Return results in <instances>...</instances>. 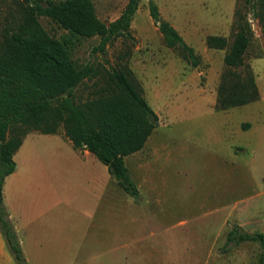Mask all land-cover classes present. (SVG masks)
I'll return each mask as SVG.
<instances>
[{
	"label": "rangeland",
	"instance_id": "374dc122",
	"mask_svg": "<svg viewBox=\"0 0 264 264\" xmlns=\"http://www.w3.org/2000/svg\"><path fill=\"white\" fill-rule=\"evenodd\" d=\"M92 1L106 23L118 19L127 4V0ZM149 1L141 3L130 36L113 41L105 53L96 51L98 36L83 38L40 18L76 66L89 62L107 70L129 66L158 122L145 147L127 159L141 195L135 200L130 196L129 202L140 206H123V195L128 196L117 185L120 192L111 197L104 231L95 226L85 241L72 239L71 218L78 219V211L62 206L33 220L51 204L52 199L44 196L48 192H70L87 184L75 169L72 173L57 169L62 129L56 135L28 134L15 155L18 173L7 177L6 196L3 192L25 264H45L41 256L62 253L77 254L79 264L84 257L92 258L89 264H115L124 255L129 264H260L263 250L258 244L227 245V236L234 226L264 233V8L245 0H153L162 18L202 58L195 68L165 47L150 16ZM239 20L248 23L252 36L246 65L238 72L253 73L260 99L219 111L226 52L208 49L206 38L223 36L232 42ZM97 84L87 82L78 95L86 97L103 83ZM67 194L63 199H71ZM121 222L128 224L127 230L118 235ZM41 241L49 243L47 253L41 250ZM136 247L140 253L132 254Z\"/></svg>",
	"mask_w": 264,
	"mask_h": 264
},
{
	"label": "trees",
	"instance_id": "16d2710c",
	"mask_svg": "<svg viewBox=\"0 0 264 264\" xmlns=\"http://www.w3.org/2000/svg\"><path fill=\"white\" fill-rule=\"evenodd\" d=\"M144 0H127L122 14L106 23L96 14L92 0H0V231L17 264H25L19 240L3 205L6 178L15 173L16 153L31 131L64 137L75 149L87 150L104 164L117 184L130 196L138 194L125 158L140 152L156 129L158 116L144 98L141 86L127 65L107 70L89 62L76 66L67 49L40 23L49 18L83 38L98 36L96 51L104 52L119 38L130 36L132 22ZM264 8V0H245ZM150 16L165 47L192 67L202 58L180 33L165 21L159 7L149 1ZM232 40L208 36V49L225 51L216 110L241 107L260 99L253 73L244 67L252 32L239 20ZM102 82L84 97L78 90L87 82ZM256 243L263 250L264 233H248L234 226L227 245Z\"/></svg>",
	"mask_w": 264,
	"mask_h": 264
},
{
	"label": "crops",
	"instance_id": "0c3cea01",
	"mask_svg": "<svg viewBox=\"0 0 264 264\" xmlns=\"http://www.w3.org/2000/svg\"><path fill=\"white\" fill-rule=\"evenodd\" d=\"M59 139H60V142L58 143V145H59V148L63 149V151L60 152L59 157L56 158V165L58 166L57 169L60 168L64 172L70 171L71 173L73 169H75L78 173H80V175L78 176L79 179L83 180L84 184H87V187L84 188L83 186H81L82 188L80 189L77 188L76 190L70 191V192L66 190L48 192V196L47 195H44V196L52 199L51 204L47 208L46 206H44V209L41 210L40 214H34L33 220L35 218L37 220L41 218L42 220L48 213L50 212L52 213V211L55 208H61L62 206L69 208V210H74L76 212L78 211L80 212L79 213L80 216H78V219L71 218V224H72V230H73L72 239L73 241H76L77 239H81L82 241H85L88 235V231L94 229L95 226L96 227L102 226V231H104L105 215L108 216V213H109L108 211L110 210L111 197H114V194H117L118 192H120V190L119 188H117L118 184L111 177L108 171V168L104 164H102L93 154H91L87 150L81 151V150L75 149L72 142L66 139L65 137L63 139L61 138ZM22 147H24V143ZM22 147L20 149H22ZM136 154L137 153L133 155H136ZM131 156H128L125 158L126 165H127V159ZM14 160H15V157H14ZM17 173H18V170L15 171V173H13L14 177L16 176ZM61 180H62V177H61ZM6 185H7V181H5L4 190H3V192L5 191V196H6ZM234 188H236V186ZM151 192H154V190ZM67 193H69L71 199H63V198H67V195H68ZM81 196H88L89 200H87L85 203L79 198ZM127 196L128 197L126 198V195H123V198H122L123 206L125 204V206L127 205V207L131 209L137 208L140 206V205L132 204L131 202H129L130 195L127 194ZM136 196L141 197V195L139 194V191ZM136 196H131V197H133L135 200L139 198V197L135 198ZM8 204L9 206L12 205V201H9ZM10 218L14 219V215L12 213L10 214ZM108 222L109 221H106L107 232L109 229ZM204 223H203V227H205ZM127 225L128 224L125 222L118 223L117 234L118 235L125 234L126 232H124V230L126 229ZM106 235L109 236V233H106ZM48 245L49 243L45 244L44 242L42 243L41 241V250L43 249L44 252L47 253L46 248H48ZM135 245H138V243H136ZM134 250L135 251H133L132 254L140 253L138 252L137 247L134 248ZM109 255H110L111 260L115 261V259H112L114 258V256L112 254H109ZM78 259L79 258L77 254L71 255L68 253L54 254L50 256H47V255L41 256V262L42 261L47 262L45 264H48L49 263L48 261H51L52 264H79ZM80 260L82 262L81 264H89L88 262H90L92 258L84 257V259H80ZM117 261L118 262H116L115 264H129L125 255L123 256V258L117 259ZM0 264H17V262L15 261V258L9 251L6 240L4 236L2 235L1 231H0Z\"/></svg>",
	"mask_w": 264,
	"mask_h": 264
},
{
	"label": "water",
	"instance_id": "95a60500",
	"mask_svg": "<svg viewBox=\"0 0 264 264\" xmlns=\"http://www.w3.org/2000/svg\"><path fill=\"white\" fill-rule=\"evenodd\" d=\"M139 196H136L135 198H138Z\"/></svg>",
	"mask_w": 264,
	"mask_h": 264
}]
</instances>
